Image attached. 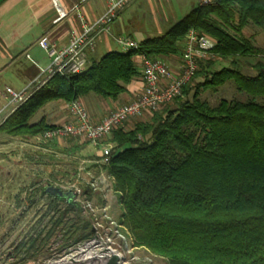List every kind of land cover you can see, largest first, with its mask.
Instances as JSON below:
<instances>
[{"label":"trees","instance_id":"16d2710c","mask_svg":"<svg viewBox=\"0 0 264 264\" xmlns=\"http://www.w3.org/2000/svg\"><path fill=\"white\" fill-rule=\"evenodd\" d=\"M248 25L264 30V0L197 4L165 32L139 40L137 50L108 51L79 73L52 74L6 117L0 132L41 136L55 124L45 116L30 119L51 101L68 103L88 93L117 98L140 75L137 53L180 55L193 29L214 41L215 57L198 62L180 96L105 136L110 149L103 168L135 245L168 264H264V47L243 34ZM241 57L256 58L253 74L241 71ZM218 61L230 65L216 69ZM229 81L248 98L210 104L200 97ZM44 146L67 155L81 149L74 139Z\"/></svg>","mask_w":264,"mask_h":264},{"label":"rangeland","instance_id":"374dc122","mask_svg":"<svg viewBox=\"0 0 264 264\" xmlns=\"http://www.w3.org/2000/svg\"><path fill=\"white\" fill-rule=\"evenodd\" d=\"M197 4L198 0H132L122 9L123 30L137 42L160 35ZM243 34L264 47V30L248 25ZM112 48L116 49L115 44ZM97 49L100 52V46ZM39 54L46 59L43 51ZM255 60L238 58L241 71L253 74L250 65ZM227 64L229 61H218L214 68ZM8 85L13 89L19 85L16 71H0V91ZM200 97L210 104L221 98H248L230 81L201 92ZM3 102L1 97L0 105ZM148 113L150 116L151 111ZM52 114L44 105L30 121ZM133 122L131 118L123 126ZM61 140L58 146L68 141ZM74 140L81 149L67 155L46 148L42 136L26 138L0 132V264H168L162 256L135 245L122 224L113 178L103 168L106 137L97 145ZM51 187H59L61 192L54 193ZM87 252L102 256L81 263L90 255Z\"/></svg>","mask_w":264,"mask_h":264},{"label":"built area","instance_id":"2783aa9c","mask_svg":"<svg viewBox=\"0 0 264 264\" xmlns=\"http://www.w3.org/2000/svg\"><path fill=\"white\" fill-rule=\"evenodd\" d=\"M57 12V0H52ZM132 0H106L105 10L91 23L81 22L77 31H73L64 45H57L43 36L37 40V45L45 52L49 62L40 66L35 61L37 74L26 85L15 90L6 86L2 92L4 99L0 107V124L22 102H24L40 85L52 74L73 75L83 71L87 64V52L95 46L100 33H108L114 18ZM216 0H198V4H209ZM60 14V13H59ZM62 14V13H61ZM121 51L137 50L138 42L127 36L115 37ZM214 41L206 36L199 35L189 29L186 33L183 49L179 56L180 67L177 71L169 69L159 58H151L139 52L136 58L140 66V78L143 87L134 99L120 104L99 121L93 122L80 99L66 103L70 120L57 124L44 131L41 135L45 141L56 139H83L93 145L118 126L137 117L145 111L159 108L181 95L182 87L193 77L198 68V62L215 57L212 52ZM28 57V55H26ZM110 146L103 148L105 156ZM107 160V159H106Z\"/></svg>","mask_w":264,"mask_h":264},{"label":"crops","instance_id":"0c3cea01","mask_svg":"<svg viewBox=\"0 0 264 264\" xmlns=\"http://www.w3.org/2000/svg\"><path fill=\"white\" fill-rule=\"evenodd\" d=\"M105 6L106 0H57L59 14L52 0H0V59L5 61L0 63V71H16L19 85L15 90L22 89L38 72L32 61L40 66H45L49 62L45 52L37 45V40L45 36L57 45H64L71 33L80 28L82 21L91 23L103 13ZM124 11H119L110 24L108 33L98 34L94 48L87 52V62L114 50L112 48L114 44L115 51L120 50L115 37L126 34L121 20ZM98 46L101 48L100 52H98ZM40 50L43 51L46 59L41 57ZM159 59L172 71L179 70L178 57L171 55L162 56ZM134 61L140 70L136 57ZM142 87L143 82L139 75L132 79L126 85L125 91L115 99L88 93L80 100L90 119L96 122L120 104L138 96ZM2 92L0 91V98L3 99ZM45 106H49L50 111L53 112L52 115L46 116L49 123L57 125L70 120L66 103L58 100L51 101ZM148 114V111H145L133 119L134 121L145 120L149 117ZM55 141L62 142L61 139Z\"/></svg>","mask_w":264,"mask_h":264},{"label":"bare ground","instance_id":"6f19581e","mask_svg":"<svg viewBox=\"0 0 264 264\" xmlns=\"http://www.w3.org/2000/svg\"><path fill=\"white\" fill-rule=\"evenodd\" d=\"M96 245V243L95 244H93L92 245V247L93 246H95ZM70 249H72V248H70ZM83 249H85L83 246H81L80 247V250L82 251V253H85L86 251L85 250H83ZM87 249V248H86ZM88 250V249H87ZM102 251V250H101ZM88 254H90V255H87V258H85L83 261H81V263L82 262H87V261H90V260H92V259H94V257H97L98 255H100V256H102V254L101 253H99V254H97L96 256H94V253L92 254V252H87ZM86 253V254H87ZM104 254V253H103ZM67 255V254H66ZM85 255V254H84ZM73 256V255H72ZM94 261V260H93ZM63 263H65L64 261H61L59 264H63Z\"/></svg>","mask_w":264,"mask_h":264},{"label":"water","instance_id":"95a60500","mask_svg":"<svg viewBox=\"0 0 264 264\" xmlns=\"http://www.w3.org/2000/svg\"><path fill=\"white\" fill-rule=\"evenodd\" d=\"M51 190L54 192V193H60V188L59 187H51Z\"/></svg>","mask_w":264,"mask_h":264}]
</instances>
